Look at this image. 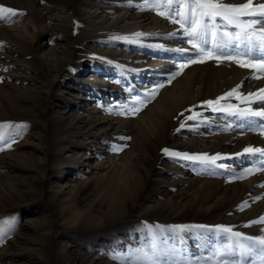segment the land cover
Instances as JSON below:
<instances>
[{
  "label": "rangeland",
  "instance_id": "374dc122",
  "mask_svg": "<svg viewBox=\"0 0 264 264\" xmlns=\"http://www.w3.org/2000/svg\"><path fill=\"white\" fill-rule=\"evenodd\" d=\"M12 1L0 0V6L10 7L23 14L0 18V25L13 24L27 13ZM39 1L44 3L46 0ZM155 3L161 7L155 8ZM166 3L167 0H88L84 3L86 7H103L109 14L129 10L132 14L158 18V24H154L155 20L151 24L153 27L145 25L139 30L127 29L129 20H117L116 30L101 32L96 36L69 28V22L61 11L49 13L53 24L37 34L35 42L38 49L47 50L53 46L58 52H73L77 42L85 36H88L85 45L89 49L86 56L75 65V70L64 78L51 106L80 114L79 119L106 115L116 124L112 128L95 131H86L83 126L71 130L64 144V155H68L72 163L55 171L50 190L57 193L53 196L51 193L39 192L26 184L24 190L28 198L40 199L38 203L35 206L26 207L22 204L19 208L9 207L7 212L0 214V228L8 232L6 238L0 241V264L52 263L53 254L64 253L60 249L64 246H68L71 251L64 253L59 264H79L74 258L86 255L93 257L99 264H124L131 252L140 248L147 250L157 236L163 237L167 247H183L189 259L203 264L201 258L215 260L214 250L230 243L231 237L226 233L204 232L196 226L213 230L216 226L230 227L234 232L252 237L264 235V223H253L264 218V156L235 148L233 143L224 144L229 135L241 132L243 125L251 122H255L250 126H256L255 133L264 134V118L238 117L209 109L196 112L199 114L197 119L186 120V117L193 115L190 112L182 118L181 115H177V118L171 116L177 104V99H174L182 92L179 101L186 104L190 102V94L187 95L181 86V92L174 97L162 99L161 93L173 90L174 83L181 82L190 67L199 63H190L183 70L179 68L180 64L187 63L189 57H194L196 50L187 43L179 23H173L170 18L158 14L168 11L163 6ZM80 6L69 7L77 24ZM217 23L222 32H236L232 26L225 28L220 20ZM136 33L142 35L137 36ZM0 47L12 53L6 59L0 57V83L6 81V74L11 75L15 71L25 83L36 87L45 86L44 78H37L35 70L21 65L24 63L23 56L14 44L0 36ZM208 47H211L210 39ZM175 49L187 51L178 52ZM230 49L235 48L231 46ZM207 58L204 57V60ZM177 72L180 74L168 83V76ZM160 84L164 86L158 88ZM157 88L155 98L150 99L137 115L119 114L134 96L148 99V94ZM158 100H162L160 108H157ZM233 105L241 109L259 110L254 99L241 102L236 98ZM182 121H185L183 128L180 127ZM164 122L167 124L165 134L172 136L162 146L154 134L160 132ZM30 127L20 129V135L11 143L15 146L11 148L14 152L25 153L28 157L18 159L9 156L6 152L10 147L2 145L4 150L0 151V172L26 175L33 182L39 175L34 159L40 151L36 144H39L41 131ZM120 137L130 139L122 140ZM113 145L127 146L121 152H114ZM183 145L191 146L193 151L184 150ZM164 148L179 153L188 151V154H219L223 159L217 160L215 164H200L166 156L162 152ZM210 150L214 152L209 154ZM83 153H90V157L81 156ZM160 159V164L150 174L149 184L140 190L142 183H146L144 168L151 167L155 160ZM105 160L112 162L108 168L102 166ZM114 164L129 165H126V174L123 176L125 184L112 193L110 185L114 182V185L120 184V180L115 179L113 182L111 178L116 169L115 166L113 168ZM246 169H251V173L240 176ZM249 177L254 179L252 186L247 188L244 182ZM72 185L74 187H69ZM9 192L13 191L0 189V201H7L12 196ZM205 197H210L209 206H217L220 210L207 212L203 216L194 213L196 205L202 203ZM110 199L114 202L109 203ZM72 201H75L82 214L94 206L90 214L99 220L83 215L73 222L70 216H66L62 222H67L72 228L70 233L62 235L52 228L54 218L56 220L61 211L65 214L73 212ZM181 228L184 230H179ZM202 233L211 237L208 241L210 246L200 240ZM47 252L52 255H47ZM258 259L253 256L247 264Z\"/></svg>",
  "mask_w": 264,
  "mask_h": 264
},
{
  "label": "bare ground",
  "instance_id": "6f19581e",
  "mask_svg": "<svg viewBox=\"0 0 264 264\" xmlns=\"http://www.w3.org/2000/svg\"><path fill=\"white\" fill-rule=\"evenodd\" d=\"M12 2H16L21 6L20 8L25 9L27 13L24 17L19 18L13 24L0 25V36L6 41L14 44L16 48L20 50L21 55L23 56L22 60L24 61L21 65L25 68L35 70L37 78L41 80L44 78L43 81L45 86H43L44 88L42 86L36 87L25 83L26 81L24 79H19L17 77V72L15 71L14 73L11 72V75L6 74V81L0 83V123L11 122L13 124H24L26 127L31 126L33 129L41 131L38 136L39 144H36L40 151L38 152L39 154L37 157L35 159L33 158L37 162L35 169L37 173H39V175H36L37 179H35V181L31 182L26 175L0 172V189L13 191L9 192L12 196L8 197L7 201H0V214L7 212L9 207L19 208L22 204L26 207L35 206L38 203L37 201L40 199L35 197L28 198V193L24 190L26 184L33 186V188L39 190V192L43 191L51 193L53 196L57 193L51 191L50 187L54 182L55 171L58 168H64L72 163V159L68 155H64V144L66 142L67 134L71 130L79 129L83 126L86 131H95L98 129L112 128L116 124L115 121H112L111 118L106 115L86 116V118L79 119L80 114H74L66 108L55 109L51 106L52 99L59 94L60 84L67 75L75 70V65H78V61L86 56L88 53L87 50L89 49L85 45L88 36L83 37L77 42L76 49L73 52L71 50H67L66 53L58 52L56 47L53 46H50L47 50L41 48L38 49L35 42L37 34L40 31L48 29L53 24L49 19V13L52 11L59 13L63 12L65 20L69 22V28H77L78 31L89 32L95 36L101 32L109 33V31L116 30L117 20H129V22L126 23L127 29L139 30L143 29L145 25L153 27L151 24L158 19L145 17L140 14H132L129 10H124L122 12L117 11L118 13L116 14H109L108 10L103 7H86L84 3L86 4L88 0H46L44 3H40L39 0H13ZM245 2L246 0H229L227 3L238 5ZM259 2H264V0H253L254 6ZM72 5H82L79 7L80 18L78 24L74 20L73 12L69 9ZM144 21L145 23H142ZM157 22L158 20L154 24H158ZM235 30L238 31L236 28ZM230 48L231 45L228 48L223 49L222 52H214L213 55H223L225 57L232 56L234 59L224 58L217 60L215 58H207L203 63L191 66L190 71H187L184 74L182 81L174 83L173 90H165L161 93L162 96L160 98L162 99L166 96L168 98L169 96L174 97L175 94L179 95L181 92L179 87L181 86L184 87L187 95L190 94V102H187L186 104H181L182 101H179L181 100L180 96L182 92L180 93V96L174 99L175 101L177 99V104L171 114L172 117L177 118V115H180V113H184L183 116H186L188 114L186 109H192L190 114L205 109L212 110L210 106L203 102L216 100L217 97L224 96L227 92L237 86H239V93L246 96L248 93H258L260 89L264 88V72H258L255 68L251 67H240L239 64L235 62L236 59L251 63H256L258 60H252L249 57H245L243 53L246 52L247 49L243 45L240 48L234 47L235 49L232 50ZM260 54L261 53L258 49L253 50V56L258 57ZM10 55H12V53L9 49L0 47V57L6 59ZM59 55L61 56L58 57ZM55 57L56 59L54 60L53 58ZM236 98L238 97H227L226 99L221 100L220 104L233 105ZM252 99L257 102L258 111L264 109V102L256 100L255 97ZM161 101L162 100H158L159 105H157V108L162 106L160 105ZM180 117L182 118V116ZM169 120L170 118H168V121ZM254 123L255 122H251V124H248L249 127L253 126ZM248 125H243L241 132L239 131L231 136L229 135V138L224 141V144L227 145V143H233V147L239 149H264V134L255 133L256 129L254 128L256 126L249 128ZM119 126L121 125L119 124ZM166 126L167 124L165 123L160 129V132L154 134L155 138H157L162 146H165L167 140L172 136L170 134H165ZM12 146L15 147L14 145H11L7 152L5 151L7 155L15 156L18 159L28 157L25 153L14 152L11 149L13 148ZM182 148L184 150L192 149L191 146L187 145H183ZM186 152L188 151H185V153ZM213 152V150H210L209 154H212ZM81 156L90 157V153H83ZM160 162L161 159L155 160L151 167L144 168L143 171L146 183L145 181L142 183L140 190L142 188L145 189L147 186L146 184H149L147 181L149 182L150 174L151 172L153 173L155 167L159 165ZM104 163H107V165H104ZM104 163L102 164L104 168H108L112 164V162L108 160H105ZM126 165L129 164L118 166L116 164L113 165V168L115 166L116 169H114V176H111V178L113 177V182L115 179L120 180V184L114 185V182L110 185V188L112 187V193L121 189L122 185L125 184V182H123V176L126 174ZM253 179L249 177L244 182V185L249 188L252 186L251 183ZM69 187L72 188L74 185ZM135 201L137 202V200ZM108 202L112 203L114 201L110 199ZM208 202H210V197L206 198L202 203H198L196 205V210L193 212L196 214L200 213L203 216L207 212L214 213L216 210H220L217 206H209L207 204ZM71 205L72 207H70L73 209V212L65 214L61 211L58 213L59 215L56 220L54 218L52 228L58 233L62 235L70 233L69 230L72 227H69V225L66 224L67 222H62L66 216H70V220L73 222L82 218L83 215L92 220H99L95 215L90 214L95 208L94 206H91L87 212L82 214L83 212H79L75 201H72ZM59 221H61V223ZM60 249L63 250L64 253L71 251L68 246L61 247ZM64 253L61 255H56V253L55 255L53 254L51 257L52 263L48 264H59ZM47 255L52 254L47 252ZM74 260L79 264H99L93 257L88 255L74 258Z\"/></svg>",
  "mask_w": 264,
  "mask_h": 264
},
{
  "label": "snow or ice",
  "instance_id": "6c2138e0",
  "mask_svg": "<svg viewBox=\"0 0 264 264\" xmlns=\"http://www.w3.org/2000/svg\"><path fill=\"white\" fill-rule=\"evenodd\" d=\"M175 5V7L173 6ZM155 8H160L159 3L153 5ZM168 11H161L158 14L170 18L173 23H179L183 30L184 36L187 38V43L196 50L194 57H189L187 63L180 64L179 68L187 67L190 63H203L204 57L215 58L221 60L224 58L234 59L232 56H214L213 53L228 48L230 45L240 48L242 45L246 47L247 51L243 53L245 57L252 60H258L256 63L246 62L244 60L236 59L235 62L240 67L255 68L258 72H264V2H259L255 6L253 0H246L245 3L231 4L226 0H167L163 5ZM16 10L0 6V18H7L8 16L22 15ZM178 17V19L176 18ZM223 22L225 28L232 26L238 31L234 34L228 31H220V25L217 21ZM135 35L140 36L141 33ZM170 35H174L171 33ZM209 39L211 47H208ZM258 49L260 55L253 56V50ZM178 52H185V49H175ZM198 57V58H196ZM180 73L170 74L168 76V83ZM163 84L158 85L163 87ZM157 89H153L148 94V99H141L139 96H134L129 104L123 106V110L119 112L121 115L135 116L142 110L150 99H154ZM239 86L227 92L224 96L217 97L216 100H208L203 103L210 106L214 112H225L229 115L238 117H260L264 118V109L254 111L251 108L241 109L235 105L227 104L221 105L220 101L227 97L237 96L241 102L256 100L264 102V88L260 89L258 93H248L243 96L238 91ZM192 112V109H186ZM181 116L184 113H180ZM199 114L193 113L186 117V120L197 119ZM180 127H185V121H182ZM26 128L24 124H13L11 122L0 123V151L4 150L2 145L11 146L15 142V138L20 135V129ZM12 130V131H8ZM179 130V129H177ZM122 140H128L130 137H120ZM127 145H113L114 152H121ZM247 153H259L264 156V149L245 148ZM166 156L179 158L185 161L199 162L200 164H215L217 160L223 159L219 154L216 156H208L207 154H188L170 151L168 148L162 149ZM223 168L224 165H218ZM251 169H246L240 176H246L251 173ZM253 223H264V218L260 221H253ZM201 228L204 232L226 233L230 234L231 242L226 246L216 248L213 252L215 260L204 259L203 264H247L249 258L256 256L258 261H252V264H264V235L252 237L242 235L240 232H234L230 227L216 226L213 229H204V226H196ZM183 231L184 229H179ZM8 232L0 228V241H2ZM206 246H210L208 241L210 236L203 233L199 237ZM223 239V237H221ZM183 247L177 249L175 246L167 247L163 237L157 236L149 245V248L136 249L131 252L125 260L124 264H200V261H192L185 254ZM177 257H179L177 259ZM135 258V259H134Z\"/></svg>",
  "mask_w": 264,
  "mask_h": 264
}]
</instances>
